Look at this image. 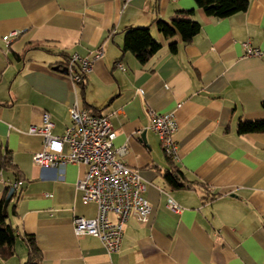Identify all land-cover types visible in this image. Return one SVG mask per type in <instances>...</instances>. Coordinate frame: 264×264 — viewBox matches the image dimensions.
<instances>
[{
    "label": "crops",
    "instance_id": "obj_1",
    "mask_svg": "<svg viewBox=\"0 0 264 264\" xmlns=\"http://www.w3.org/2000/svg\"><path fill=\"white\" fill-rule=\"evenodd\" d=\"M177 9L193 10L201 24L188 43L155 25ZM132 26H148L161 44L144 65L121 51L123 31ZM12 30L18 36L4 41ZM243 41L264 51V0L219 19L194 0H0V151H9L21 177L20 194L8 206L20 236L15 253L0 262L27 264L21 236L29 234L41 254L37 264H264V132L237 133L239 120L264 116V55H244ZM99 47L83 89L56 69L67 68L71 54L91 58ZM74 105L111 113L114 145H126L124 161L146 184L149 220L130 216L114 252L73 230L74 216L96 215L95 203L83 201L76 187L86 166H39L32 159L43 137L29 127L48 113L51 134L60 135ZM150 111L174 113L171 160L194 181L190 188L165 182L168 156ZM15 178L12 170L0 171V199ZM169 198L179 212L169 209Z\"/></svg>",
    "mask_w": 264,
    "mask_h": 264
},
{
    "label": "built area",
    "instance_id": "obj_2",
    "mask_svg": "<svg viewBox=\"0 0 264 264\" xmlns=\"http://www.w3.org/2000/svg\"><path fill=\"white\" fill-rule=\"evenodd\" d=\"M18 34L19 31L12 30L2 39L9 42ZM241 44L244 55H264L263 50L253 47L249 41ZM101 54V47L94 50L91 58L71 54L67 71L73 82H81L91 69L93 60ZM118 65L124 69L122 64ZM110 116L111 113H90L74 105L69 108L70 123L60 135L51 134L53 123L48 113L43 114L40 126L29 127L30 133H39L43 137V147L32 156L36 165L58 167L66 163H81L86 166L85 174L77 181L76 187L82 191L83 201L95 203L96 215L92 218L74 216L73 230L77 236L98 238L108 253L119 249L124 225L130 216L146 223L151 213V206L144 196L146 184L139 170L130 167L123 159L126 145H114L116 132ZM150 118L151 128L157 133L164 153L175 158L177 147L172 135L177 124L174 113L150 111ZM64 146L68 148L67 152H64ZM18 183H13V187L16 188ZM167 206L174 212L180 211V206L170 198Z\"/></svg>",
    "mask_w": 264,
    "mask_h": 264
},
{
    "label": "trees",
    "instance_id": "obj_3",
    "mask_svg": "<svg viewBox=\"0 0 264 264\" xmlns=\"http://www.w3.org/2000/svg\"><path fill=\"white\" fill-rule=\"evenodd\" d=\"M196 5L201 8L205 14L214 18H225L237 12H245L249 8V0H194ZM193 10L177 9L166 20L158 19L155 22L157 30L165 37L179 35L182 43H188L192 38L198 34L201 29V24L193 17ZM177 41L169 44V50L176 52ZM38 44H30L24 50L23 54L32 48H37ZM161 44L156 41L148 26H132L123 31V43L121 51L131 52L140 64H146L156 52L160 49ZM19 57V55H16ZM60 66V65H59ZM83 81V80H82ZM82 89H83V82ZM264 112V102L261 104ZM90 113H99L89 111ZM264 132V116L255 120H239L237 124V133H263ZM168 158L169 170L164 174L165 182L171 188H190L194 181H189L185 178L180 168ZM12 170L16 175V180L21 181L20 173L16 167L12 166L10 161L9 151L5 153L0 151V171ZM12 185H6L4 194L0 199V257L3 260L11 257L15 253V242L18 235L13 225L9 222L8 206L12 199L20 194L17 189L14 190L13 196L7 206V214L4 215L3 204L5 197ZM21 239L29 248L27 264H37L40 260L41 254L36 245L33 235H22ZM0 264H5L0 262Z\"/></svg>",
    "mask_w": 264,
    "mask_h": 264
},
{
    "label": "water",
    "instance_id": "obj_4",
    "mask_svg": "<svg viewBox=\"0 0 264 264\" xmlns=\"http://www.w3.org/2000/svg\"><path fill=\"white\" fill-rule=\"evenodd\" d=\"M56 69L59 70L62 73H67V68L66 67H64L62 69H59V68H56ZM143 136H144V133H142V137ZM14 190H15V188L11 187L9 189V191L7 192V194H6L5 201H4V204H3L4 215L7 214V206H8V204H9V202H10L12 196H13Z\"/></svg>",
    "mask_w": 264,
    "mask_h": 264
}]
</instances>
